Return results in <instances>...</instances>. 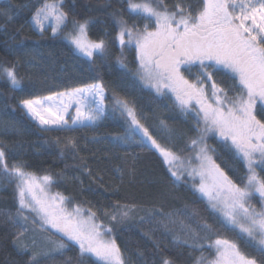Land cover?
Returning a JSON list of instances; mask_svg holds the SVG:
<instances>
[{
	"label": "snow or ice",
	"instance_id": "6c2138e0",
	"mask_svg": "<svg viewBox=\"0 0 264 264\" xmlns=\"http://www.w3.org/2000/svg\"><path fill=\"white\" fill-rule=\"evenodd\" d=\"M124 2L128 16L123 11L113 14V41L118 43L121 56L126 48L134 51L135 68L128 69L122 58L118 63L158 96L171 94L179 111L193 116L194 134L185 135L178 146L166 122L161 121L154 130L146 115L114 92L112 111L119 112L127 127L113 142L157 153L171 184L203 198L221 227L244 239L258 256L242 251L236 240L223 237L194 207L186 205L170 213L157 210L153 218L159 216L156 223L165 229L179 224L186 238H174V242L201 251L192 264H264V0ZM0 17L13 18L10 10H0ZM93 22L92 17L73 18L71 30L64 36L91 63L108 51L105 39H90ZM31 23L41 35L49 28L53 38L65 33L69 12L64 10V0H43L32 12ZM217 76L232 83L224 86ZM0 78L14 89L20 88L17 63L0 61ZM108 99L104 83L96 80L21 99L19 104L41 130L71 133L94 128L104 119ZM209 139L231 155L233 167L226 171L217 162L216 148ZM65 147L76 151L78 142L68 138ZM8 155L6 146L0 145V174L14 182L18 205L15 216H7L15 229L9 239L18 254L27 256L23 264H45L53 253L63 255L75 249L80 264L91 257H95L91 264H127L111 225L130 219L137 205L117 202L111 211L98 210V214L62 193L51 194L52 176L28 171L30 165L22 159L9 163ZM257 197L259 207L252 202ZM105 217L108 224L103 222ZM30 219L40 232L48 234L44 241L53 246L49 250H43L34 238L31 244L27 242ZM197 220L196 228L185 223ZM205 249L211 258L203 255ZM65 264H73L72 258ZM151 264L177 261L157 245Z\"/></svg>",
	"mask_w": 264,
	"mask_h": 264
},
{
	"label": "trees",
	"instance_id": "16d2710c",
	"mask_svg": "<svg viewBox=\"0 0 264 264\" xmlns=\"http://www.w3.org/2000/svg\"><path fill=\"white\" fill-rule=\"evenodd\" d=\"M42 2L0 0V10H10L13 17L12 20L0 17V61L17 63L22 78L20 88L16 89L0 78V145L6 146L9 163L13 159L27 161L28 171L53 177L50 189L54 193L71 197L75 203L92 207L94 211H111V206L117 202L137 205L130 219L111 225L127 264H151L157 245L175 256L177 264H192V258L199 257L201 251L174 242V238H186L179 224L165 229L156 223L159 216L153 218L157 210L170 213L186 205L189 209H198L200 216L223 237L236 240L242 251L258 256L254 248L246 246L244 239H237L236 233L221 227L203 198L193 195L186 187L171 184L157 153L141 150L135 144L122 146L113 142V137L123 136L127 127L119 112L112 111L114 92L127 98L138 113L146 115L147 124L154 130L161 121L166 122L177 137L178 146L182 145L185 135L194 134L192 115L182 114L173 99L158 96L152 89L143 87L118 63L122 58L128 69L135 68L134 51L126 48L121 56L118 43L113 41L116 32L113 14L123 11L127 18L126 3L123 0H64L69 25L65 33L53 38L50 28L41 35L31 23L32 12ZM167 2L171 4L173 0ZM88 17L94 21L89 28L90 39L103 38L108 44L106 55L97 57L95 63L81 57L64 38L71 30L73 18ZM216 79L224 86L232 83L222 76ZM96 80H102L109 99L106 117L94 128L71 133L43 131L19 104L21 99L45 96ZM68 138L77 140L76 151L65 147ZM208 143L216 148L214 158L226 171L234 166L231 155L214 139H209ZM252 202L259 207L258 198ZM17 206L14 182L10 183L7 176L0 174V264H23L27 259L18 254L9 239L15 229L7 216H15ZM140 217H144V221ZM103 222L109 223L106 217ZM185 223H192L196 228L199 220ZM203 255L211 258L207 249ZM68 258H72L73 264H80L78 249L66 250L63 255L53 253L45 264H65ZM91 261H95V257L86 258L83 264H91Z\"/></svg>",
	"mask_w": 264,
	"mask_h": 264
},
{
	"label": "rangeland",
	"instance_id": "374dc122",
	"mask_svg": "<svg viewBox=\"0 0 264 264\" xmlns=\"http://www.w3.org/2000/svg\"><path fill=\"white\" fill-rule=\"evenodd\" d=\"M124 1V0H123ZM193 74H195V72L197 71V69L195 67H193ZM171 94H169V96L167 98L169 99H173L174 97L170 98ZM35 121V120H34ZM36 122V121H35ZM38 124V122H37ZM49 192L51 194H55L50 188H49ZM258 198V197H257ZM31 220V219H30ZM28 228H29V232L26 235V240L29 244H31V240L34 238L37 241V244L41 246V248L45 251L49 250L51 247H53L52 245H48L45 243L44 241V237L47 236V233H42L38 230L36 225H33L31 221H28ZM55 238V237H54Z\"/></svg>",
	"mask_w": 264,
	"mask_h": 264
}]
</instances>
